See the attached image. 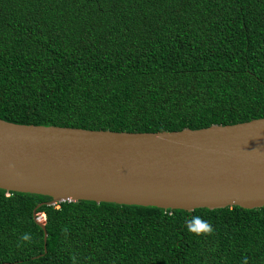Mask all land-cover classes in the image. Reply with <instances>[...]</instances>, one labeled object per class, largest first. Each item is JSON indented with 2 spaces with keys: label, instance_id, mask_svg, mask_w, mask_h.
I'll return each instance as SVG.
<instances>
[{
  "label": "trees",
  "instance_id": "obj_1",
  "mask_svg": "<svg viewBox=\"0 0 264 264\" xmlns=\"http://www.w3.org/2000/svg\"><path fill=\"white\" fill-rule=\"evenodd\" d=\"M262 118L264 0H0L4 122L156 133ZM48 201L0 190V264H264V207L41 205L43 243L32 210ZM195 216L211 235L188 231Z\"/></svg>",
  "mask_w": 264,
  "mask_h": 264
},
{
  "label": "water",
  "instance_id": "obj_2",
  "mask_svg": "<svg viewBox=\"0 0 264 264\" xmlns=\"http://www.w3.org/2000/svg\"><path fill=\"white\" fill-rule=\"evenodd\" d=\"M0 190L95 204L264 207V118L198 130L125 133L0 120Z\"/></svg>",
  "mask_w": 264,
  "mask_h": 264
},
{
  "label": "clouds",
  "instance_id": "obj_3",
  "mask_svg": "<svg viewBox=\"0 0 264 264\" xmlns=\"http://www.w3.org/2000/svg\"><path fill=\"white\" fill-rule=\"evenodd\" d=\"M61 203V202H60ZM58 204V203H57ZM40 216V218H43L42 214H36ZM40 221V219H39ZM43 223V221H42ZM186 226L189 232L197 235V236H203V235H211L214 231L212 225L210 222L203 220L199 216L193 217L191 220L186 221ZM20 240L23 242L31 243L33 241V237L30 233H24L21 237ZM20 245L18 244V247ZM244 264H247V259L245 258Z\"/></svg>",
  "mask_w": 264,
  "mask_h": 264
},
{
  "label": "bare ground",
  "instance_id": "obj_4",
  "mask_svg": "<svg viewBox=\"0 0 264 264\" xmlns=\"http://www.w3.org/2000/svg\"><path fill=\"white\" fill-rule=\"evenodd\" d=\"M41 220H43V218H42V217L40 218V222H42Z\"/></svg>",
  "mask_w": 264,
  "mask_h": 264
},
{
  "label": "rangeland",
  "instance_id": "obj_5",
  "mask_svg": "<svg viewBox=\"0 0 264 264\" xmlns=\"http://www.w3.org/2000/svg\"><path fill=\"white\" fill-rule=\"evenodd\" d=\"M41 221H43V220H41Z\"/></svg>",
  "mask_w": 264,
  "mask_h": 264
}]
</instances>
